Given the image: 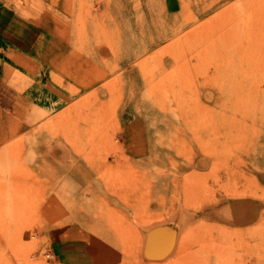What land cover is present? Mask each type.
I'll return each mask as SVG.
<instances>
[{
	"label": "rangeland",
	"instance_id": "1",
	"mask_svg": "<svg viewBox=\"0 0 264 264\" xmlns=\"http://www.w3.org/2000/svg\"><path fill=\"white\" fill-rule=\"evenodd\" d=\"M0 15V264H264V0Z\"/></svg>",
	"mask_w": 264,
	"mask_h": 264
},
{
	"label": "crops",
	"instance_id": "2",
	"mask_svg": "<svg viewBox=\"0 0 264 264\" xmlns=\"http://www.w3.org/2000/svg\"><path fill=\"white\" fill-rule=\"evenodd\" d=\"M16 21H18V20H16ZM20 24H22V23H20ZM22 25L23 26L13 25V27H12L9 23V20L5 16L0 15V39L4 40V41H6V42H8L14 46L17 45L19 47H24V45H26L30 41H32L30 39L32 37L34 29L26 27L27 24L25 25V23ZM6 100L7 99L5 97L4 90L0 88V109H2L3 111H5L4 103H6ZM12 107H11V109H12ZM228 219H230V218H228ZM73 234L70 231L67 232L65 229V230L58 232L56 237H58V240H62L63 242L69 243V241L74 239Z\"/></svg>",
	"mask_w": 264,
	"mask_h": 264
},
{
	"label": "bare ground",
	"instance_id": "3",
	"mask_svg": "<svg viewBox=\"0 0 264 264\" xmlns=\"http://www.w3.org/2000/svg\"><path fill=\"white\" fill-rule=\"evenodd\" d=\"M49 256V255H48Z\"/></svg>",
	"mask_w": 264,
	"mask_h": 264
}]
</instances>
